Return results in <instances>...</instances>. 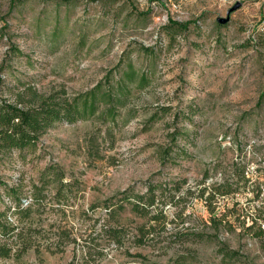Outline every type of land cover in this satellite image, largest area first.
Here are the masks:
<instances>
[{
	"label": "rangeland",
	"instance_id": "rangeland-1",
	"mask_svg": "<svg viewBox=\"0 0 264 264\" xmlns=\"http://www.w3.org/2000/svg\"><path fill=\"white\" fill-rule=\"evenodd\" d=\"M10 1L0 0V100L73 97L129 68L135 81L114 121L55 124L0 159V246L11 250L0 264H264V0ZM236 167L258 188L216 194L210 212V185L236 181ZM147 185L146 216L124 204L111 217L106 200ZM6 186L27 212H14Z\"/></svg>",
	"mask_w": 264,
	"mask_h": 264
},
{
	"label": "trees",
	"instance_id": "trees-1",
	"mask_svg": "<svg viewBox=\"0 0 264 264\" xmlns=\"http://www.w3.org/2000/svg\"><path fill=\"white\" fill-rule=\"evenodd\" d=\"M25 0H11L10 7L13 8L15 5ZM49 1V0H41ZM59 2L70 3L73 0H56ZM169 26L180 31H185L191 24L190 21L180 23L173 20H168ZM12 52L19 53L17 49H12ZM112 72L106 75L103 82H99L92 89L79 93L73 97H64V92L59 95H33L31 101L25 106L20 104L10 103L5 100H0V159L9 157L13 152L29 151L35 148L39 138L55 124L67 123L72 124L78 121L88 120L96 115L103 118L104 120L114 121L118 115L117 110L128 100L130 95V84L135 81V73L132 69H128L122 73L115 83H112L111 78ZM140 82L145 81V78L140 77ZM260 102L258 103V105ZM100 106L103 108L100 110ZM164 114V113H162ZM154 115L149 119V122H153L155 119ZM176 138L173 137V142ZM167 151L162 157V164H165V156ZM237 180L229 182L225 180L220 184L213 183L210 185L211 193L207 198L204 199V203L208 207V210L214 213L213 199L217 194L219 196H226L236 193L240 188L247 189L251 188L252 192H255L258 188V181L253 178V175L248 176L243 168L236 167ZM6 196L9 201L13 203L15 213L27 212L30 208L23 207V204L28 202L27 197H22L15 187H5ZM205 187L199 189L200 197H202ZM153 186L147 185V192L144 195L129 193L124 191L121 193L122 199L116 203H111V199L104 202L106 209L110 210V215L114 218L118 213L125 209V205L130 206V212L137 216H146L147 208L155 204V196L153 194ZM214 193V194H213ZM258 195V193H257ZM256 195V197H257ZM130 199L134 201H130ZM35 202L33 199L32 203ZM31 203V204H32ZM140 204H143L142 206ZM233 215L241 217L242 211L237 213L236 210H232ZM161 215V214H160ZM159 215L154 217L157 220ZM243 219V218H242ZM264 219V216H262ZM260 220V214H257V218L253 219V223ZM210 223H220L221 220L215 216L209 218ZM149 229L145 230V225L138 227V236L136 237L137 245H144L150 234ZM119 231L113 230L112 233L116 237ZM264 235L262 229H258L257 236ZM120 239L116 238V243L120 244ZM11 250L7 247L0 246V258H8Z\"/></svg>",
	"mask_w": 264,
	"mask_h": 264
},
{
	"label": "water",
	"instance_id": "water-1",
	"mask_svg": "<svg viewBox=\"0 0 264 264\" xmlns=\"http://www.w3.org/2000/svg\"><path fill=\"white\" fill-rule=\"evenodd\" d=\"M239 6H240V3H236L233 7H231L230 9H228L226 11V15L224 18L218 17L216 19L217 24H219V25L226 24L229 21L230 14L233 13L234 11H236L239 8Z\"/></svg>",
	"mask_w": 264,
	"mask_h": 264
}]
</instances>
